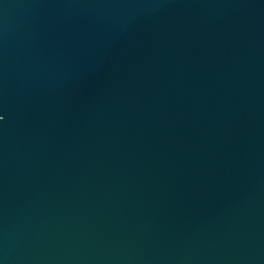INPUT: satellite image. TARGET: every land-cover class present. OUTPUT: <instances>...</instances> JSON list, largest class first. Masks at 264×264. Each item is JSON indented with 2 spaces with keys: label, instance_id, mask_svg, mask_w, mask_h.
<instances>
[{
  "label": "water",
  "instance_id": "water-1",
  "mask_svg": "<svg viewBox=\"0 0 264 264\" xmlns=\"http://www.w3.org/2000/svg\"><path fill=\"white\" fill-rule=\"evenodd\" d=\"M0 264H264V0H0Z\"/></svg>",
  "mask_w": 264,
  "mask_h": 264
}]
</instances>
